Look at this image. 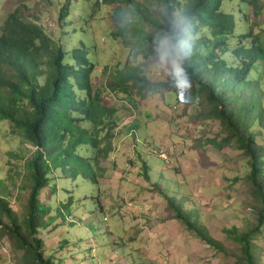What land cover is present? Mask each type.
<instances>
[{
  "label": "rangeland",
  "instance_id": "obj_1",
  "mask_svg": "<svg viewBox=\"0 0 264 264\" xmlns=\"http://www.w3.org/2000/svg\"><path fill=\"white\" fill-rule=\"evenodd\" d=\"M95 3L75 0L69 16L59 22L64 0H0V25L9 13L19 11L36 20L67 52L82 42L95 64V87L104 88L116 66L121 68L127 61L140 65L150 82L167 83L175 78L173 62H164L158 54L133 58L120 40L109 38L111 8ZM151 3L158 8L156 0ZM258 6V17L253 6L240 0L224 2L222 10L234 17L236 34L260 33L264 43V0H258ZM65 61L71 60L66 57ZM259 84L264 95V75ZM191 91L181 102L178 88L176 93L162 88L144 99L135 97L132 106L105 89L104 103L118 110L114 150L102 164L105 173L97 186L82 178H64L59 170L50 176L49 187L40 196L51 218L39 235L45 256L62 264L235 263L239 244L227 238L226 230L243 231L255 222V197L246 179L248 158L235 139L221 148L211 143L220 144L226 132L213 107ZM130 123L134 128H124ZM263 141L256 138L258 144ZM34 151L11 132L8 121H0V178L8 187L5 198L19 221L29 194L24 161ZM69 197L72 203L63 213ZM177 206L196 211L198 223L222 250L209 247L175 219L172 209ZM259 237L255 243L264 264V229ZM19 255L7 236L0 238V264L15 263Z\"/></svg>",
  "mask_w": 264,
  "mask_h": 264
},
{
  "label": "trees",
  "instance_id": "obj_2",
  "mask_svg": "<svg viewBox=\"0 0 264 264\" xmlns=\"http://www.w3.org/2000/svg\"><path fill=\"white\" fill-rule=\"evenodd\" d=\"M74 1L64 0L59 22L69 16ZM151 1L96 0L95 6L111 8L113 28L107 36L120 40L133 58L158 54L164 62H172L175 50L188 42L190 54L181 67L192 84L191 94L205 98L226 132L220 144L211 143L221 148L235 139L248 158L246 179L255 197V222L243 231L236 227L226 230L227 238L239 244L234 264H261L255 243L264 229V141L256 142L258 136L264 139V95L259 84L264 75L261 34L235 33L234 17L222 10V4L230 0H156L158 8ZM240 1L256 9L255 17L260 15L258 0ZM244 18L248 20L246 15ZM165 42L173 52L171 57L164 55ZM88 54L89 48L82 42L67 52L36 20L19 11L9 13L0 25V121H8L11 132L35 148L24 161L29 194L21 221L5 198L8 187L0 178V238L7 236L20 253L12 264H62L43 252L39 235L51 218L40 196L56 170L64 178H82L96 186L102 179V164L114 150L119 124L118 110L103 101L105 89L132 106L135 97L144 99L162 88L177 92L175 78L167 83L150 82L140 65L128 61L121 68L116 66L104 88L95 87V64ZM66 57L71 61L66 62ZM253 72L255 77H251ZM130 127L134 128L132 123L124 128ZM146 165L144 162L147 171ZM71 203L69 197L61 212ZM172 210L174 218L200 241L222 250L198 223L196 211L180 206Z\"/></svg>",
  "mask_w": 264,
  "mask_h": 264
},
{
  "label": "clouds",
  "instance_id": "obj_3",
  "mask_svg": "<svg viewBox=\"0 0 264 264\" xmlns=\"http://www.w3.org/2000/svg\"><path fill=\"white\" fill-rule=\"evenodd\" d=\"M190 26V21L185 27V31H187V28ZM162 48H165L164 55L166 57H171L173 55V52L171 50L167 49V44H162ZM190 54V46L188 45V42L185 41L184 45L180 48H177L175 50V58L173 59V66H174V76L176 80V86L179 90V98L181 102L184 101L185 95L192 87V84L190 82L189 76L185 72L184 68L181 67V63L188 58V55Z\"/></svg>",
  "mask_w": 264,
  "mask_h": 264
},
{
  "label": "built area",
  "instance_id": "obj_4",
  "mask_svg": "<svg viewBox=\"0 0 264 264\" xmlns=\"http://www.w3.org/2000/svg\"><path fill=\"white\" fill-rule=\"evenodd\" d=\"M161 157H163L165 159V156L161 154Z\"/></svg>",
  "mask_w": 264,
  "mask_h": 264
}]
</instances>
